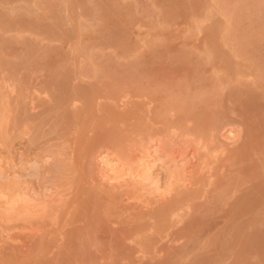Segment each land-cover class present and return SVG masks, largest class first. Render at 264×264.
I'll use <instances>...</instances> for the list:
<instances>
[{
	"label": "rangeland",
	"instance_id": "rangeland-1",
	"mask_svg": "<svg viewBox=\"0 0 264 264\" xmlns=\"http://www.w3.org/2000/svg\"><path fill=\"white\" fill-rule=\"evenodd\" d=\"M261 98L264 0H0V191L60 193L0 221V264H264ZM223 125L237 142L202 149L167 201L94 179L97 149L203 146Z\"/></svg>",
	"mask_w": 264,
	"mask_h": 264
},
{
	"label": "bare ground",
	"instance_id": "bare-ground-1",
	"mask_svg": "<svg viewBox=\"0 0 264 264\" xmlns=\"http://www.w3.org/2000/svg\"><path fill=\"white\" fill-rule=\"evenodd\" d=\"M6 84H8V83H6ZM7 86H4V87L6 88ZM11 92H12V90H11ZM43 93H40V94H43ZM38 94H39V92H38ZM36 96H37V94H36ZM262 98H261V101L264 100ZM122 102H123V99H122ZM214 121L216 124L218 123L216 120H214ZM207 122H206V124H207ZM209 122H211V121H209ZM212 123H214L213 120H212ZM223 126L224 127H221L222 129H220V132L218 130L217 131L218 133L213 132L212 135L210 134L211 137L210 136L208 137V138H210V142L203 144V146H202L201 142L205 143L203 141L204 139L203 140L201 139V141H198V139H199L198 138L197 141H195V143L193 142V144L190 143L189 141H188V143H187V141H185L183 144L185 146H183V147L182 146L177 147V145H175L177 143L173 142L174 147H171V145H170V147L173 149L170 148V151H168V150H166L167 147L165 146V144L167 145V141H163V139H161L162 137L161 138L153 137L154 136L153 135L152 136L153 138H151L147 142V145L142 146L139 149L137 148L138 150L135 149V150H137L136 152H134L132 150L133 155L135 153L136 154L134 156H132L130 159H128L129 157L128 158L126 156L124 157L123 154L122 155L119 154L118 151H117L118 153L116 151H113L112 150L113 148L111 150H106V149L98 150L97 149L95 156H93V166L92 167L94 168V170H93L94 175H95L94 179L104 189L110 190V189L122 188V189L126 190L127 192L125 194L127 195V193H128L127 198L131 201L132 200H134V201L139 200L142 198L141 200H139V202L140 201L142 202V200H144L143 201V203H144L145 200L148 199L149 197L152 200L151 201L152 204H153V202L161 201L163 199L164 200L166 199L165 201H167V198H170L169 196L172 195L173 191H175L174 193H176L177 189L178 190H181L182 188L184 189V187H187V185L189 187V185L191 183L190 182V176L192 174L190 172L191 168L195 166V163L197 160H198L197 163H199V159L202 157L201 156L199 158V152L202 149L205 150L204 153H206V155H203V156L210 157L212 155L211 152H214L215 150H217L219 148L221 149V147H222L221 151L224 153V151H223L224 146L226 147V145L228 146L231 143L233 145V143L235 144V141L237 142L236 139H238L237 138L238 136L236 137L235 133H233V129H231L230 126H228V127H226L225 125H223ZM206 127H210V125L206 126ZM214 134H216V136ZM155 136H158V135H155ZM181 144H178V145H181ZM175 146H176V148H175ZM220 149H219V152L221 154L218 152V150H217L218 153L216 152L218 155L219 154L222 155V152L220 151ZM203 150H202V152H203ZM55 151H57V150H55ZM207 152H210L211 155L207 156ZM204 153H202V154H204ZM50 155H52V154H50ZM125 155H126V153H125ZM208 155H209V153H208ZM49 156L44 157L43 162L45 164V168H47L49 166L48 164L50 162H52V157H53V161L56 159V157L54 159V156H52V157L51 156L49 157ZM1 157H2V155H1ZM206 157H203V158H206ZM211 158H212V156H211ZM125 159H127V160H125ZM202 159H201V161H202ZM49 160H51V161H49ZM62 161H63V159H62ZM201 161H200V163H201ZM204 161H205V159H203V162ZM209 161H211V159H209ZM197 163H196V165H197ZM211 163H213V162H211ZM204 164H205V162H204ZM46 165H48V166L46 167ZM206 165H208V164L206 163L205 166ZM202 166H200V167H202ZM2 167L3 166L0 162V171H2V169H3ZM198 167H199V165H198ZM208 167H210V166H208ZM202 168H204V167H202ZM157 169L161 170V172L163 170L164 178H161L162 177L161 175H163V174H160L161 172L160 173L154 172V170H157ZM200 169H198V171L196 170L195 172H199ZM209 169H211V167ZM3 170H5V168ZM192 170H195V169L193 168ZM206 170H208V169H206ZM206 170H203V171L205 172ZM203 171H202V173H203ZM194 173L192 174V178H193V175L195 176ZM189 174H190V176H189ZM2 175H3V172H2ZM4 178H7V177H4ZM193 181H195V180H193ZM196 182H197V180H196ZM99 184H98V187H99ZM195 185H196V183H195ZM51 188H54V187H48V186L44 185L41 191H39V192L34 191L33 192L31 187L30 188L25 187V190L23 189L22 190L23 192H21L22 194L14 200H11L14 197L13 198L11 197V199H10L5 194H3L5 191L4 192L0 191V218L2 217V219H0V221L1 220H9V221L14 220V222H15V220L17 221L19 219L18 220L19 224H21L22 222L20 223V220H22L23 217L29 218V215H30L31 219L37 218V217L44 218V216L43 217H40V216L45 215L46 211H47L46 214L47 213L50 214L52 212V211H49V208H50L49 203L50 202L52 203L53 202L52 200L56 199V201H55V206H56L57 201L60 200V199H58V198H60V196H58L60 193L57 194V196H56L57 198L53 197V195L55 194V191L54 190L52 191ZM54 189H56V188H54ZM185 190H186V188H185ZM199 191H200V189H199ZM202 191H204V190H202ZM1 192H3V193H1ZM182 192H184V191H182ZM192 193L194 194V192H192ZM199 193H201V192H199ZM6 194H9V193L7 192ZM143 197H144V199H143ZM188 197H190V196H188ZM150 199H148V200L150 201ZM181 199L182 198H180V201H181ZM186 199H188V198H186ZM188 200H190V199H188ZM145 204L147 205V202H145ZM4 215H6V216H4ZM27 219H26V221H27ZM0 233H1V231H0ZM6 238H7V236H6ZM8 239H9V237H8Z\"/></svg>",
	"mask_w": 264,
	"mask_h": 264
}]
</instances>
